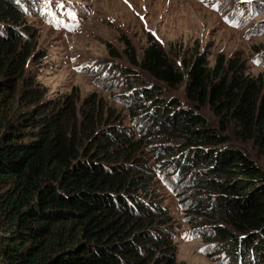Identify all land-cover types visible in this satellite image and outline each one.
Wrapping results in <instances>:
<instances>
[{"label":"trees","instance_id":"1","mask_svg":"<svg viewBox=\"0 0 264 264\" xmlns=\"http://www.w3.org/2000/svg\"><path fill=\"white\" fill-rule=\"evenodd\" d=\"M31 8L0 0V264H184L156 175L203 220L208 256L264 264V167L240 144L264 155V74L225 54L214 66L201 54L177 65L151 39L133 63L185 85L186 101L144 83L156 104L132 130L95 94L46 98L29 69ZM161 137L169 142L151 147Z\"/></svg>","mask_w":264,"mask_h":264},{"label":"rangeland","instance_id":"2","mask_svg":"<svg viewBox=\"0 0 264 264\" xmlns=\"http://www.w3.org/2000/svg\"><path fill=\"white\" fill-rule=\"evenodd\" d=\"M20 1L32 6L28 16L22 18L37 53L29 69L46 88V98L77 91L80 104L95 94L116 110L123 126L132 130L138 129V115L156 104L142 93L144 83L164 86L165 99L186 101L185 85L167 87L133 63V53L141 60L151 39L165 48L177 65L201 54L214 66L225 54L227 58L242 59L247 73L264 74V0ZM127 70L133 73L131 77H125ZM136 89L139 94L133 96ZM206 112L214 118L213 113ZM181 135L178 138L183 140ZM164 142L169 140L155 139L151 147ZM240 144L264 167V155L250 142ZM148 151L153 163L152 152ZM156 176L155 191L172 217L178 261L227 264L206 254L209 246L215 247L203 235V220H190L176 193L162 176Z\"/></svg>","mask_w":264,"mask_h":264}]
</instances>
